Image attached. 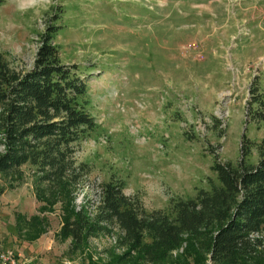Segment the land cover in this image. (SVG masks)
I'll list each match as a JSON object with an SVG mask.
<instances>
[{
	"label": "rangeland",
	"instance_id": "374dc122",
	"mask_svg": "<svg viewBox=\"0 0 264 264\" xmlns=\"http://www.w3.org/2000/svg\"><path fill=\"white\" fill-rule=\"evenodd\" d=\"M51 28L60 62L86 83L97 127L73 146L86 165L62 202L39 197L33 165L21 177L0 173V264H10L6 252L13 264H193L184 245L158 263L126 254L116 224L75 246L61 236L63 214H94L105 181L164 210L217 183L215 159L236 164L249 145L244 160L258 161L264 0H0V53L17 69L33 68Z\"/></svg>",
	"mask_w": 264,
	"mask_h": 264
},
{
	"label": "trees",
	"instance_id": "16d2710c",
	"mask_svg": "<svg viewBox=\"0 0 264 264\" xmlns=\"http://www.w3.org/2000/svg\"><path fill=\"white\" fill-rule=\"evenodd\" d=\"M55 31L42 35L28 71L0 53V173L21 177V166L33 165L46 188L39 197L46 201L47 191L62 202L86 165L75 163L73 146L97 122L86 110V83L76 75L77 65L60 62ZM249 147L236 164L215 159L217 183L193 198L171 200L164 210L147 211L135 195L122 191L121 181H105L91 216L82 207H65L61 236L77 246L88 234L116 224L126 254L135 252L146 262H162L184 245L182 256L193 264H257L264 259V138L256 163L244 160Z\"/></svg>",
	"mask_w": 264,
	"mask_h": 264
},
{
	"label": "built area",
	"instance_id": "2783aa9c",
	"mask_svg": "<svg viewBox=\"0 0 264 264\" xmlns=\"http://www.w3.org/2000/svg\"><path fill=\"white\" fill-rule=\"evenodd\" d=\"M7 254L1 256V260L3 262H9L10 264H13L14 262V255L11 252H6Z\"/></svg>",
	"mask_w": 264,
	"mask_h": 264
}]
</instances>
